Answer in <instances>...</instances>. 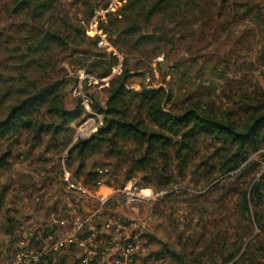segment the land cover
Segmentation results:
<instances>
[{
	"label": "rangeland",
	"instance_id": "obj_1",
	"mask_svg": "<svg viewBox=\"0 0 264 264\" xmlns=\"http://www.w3.org/2000/svg\"><path fill=\"white\" fill-rule=\"evenodd\" d=\"M229 1L230 11L227 5L225 10L221 9L222 0H196L199 11L202 10L204 14L191 20L193 23H184V29L174 27L175 23H166L175 42L168 47L172 54L170 56L166 52L154 56L158 49L153 53V47L143 53L118 49L124 55L123 71H130L131 78L127 81L129 88L140 90L142 85L153 89L173 88L178 96L183 91L197 99L203 97L218 111H225L236 107L232 98L251 93L257 86L264 87V16L240 17L244 16L245 5L264 7V0ZM110 2L56 0L53 12L46 16H54L58 23L45 25L63 31L67 29L70 35L74 30L64 25L62 20L65 19L69 25L82 27L92 11L104 9ZM13 4L14 0H0V74L5 80H10V76L19 79L18 73L23 70L29 78L41 79L42 73L38 69L27 71L24 69L26 64L20 63V56L32 44L28 32L32 23L26 18L29 16L27 12L16 14ZM169 20L174 21L172 18ZM159 21L154 22V28H158ZM127 23L123 24L124 28ZM108 37L116 40L118 35ZM87 41L90 42L89 39ZM98 49L101 48L98 46ZM100 51L107 53L103 49ZM72 52L55 50L50 56L59 68L71 70L70 77L75 79V83L68 87V107L72 108L74 103H78L87 112L84 122L74 128L72 137L75 143L97 132L99 120L92 115L97 113L92 111L90 102L94 98L104 106L109 83L79 70L76 64L71 66L74 60ZM177 64H182L183 71H173V66ZM13 68L21 70L15 71ZM86 102L91 113L84 105ZM10 104L8 101L3 111ZM20 142V147L13 148L11 170L0 177V194L6 193L5 207L0 212V264H10L23 249L33 248L29 242L30 232L47 224L55 203L64 209L60 220L71 216L74 211L82 218L98 212L94 225L101 230L99 235L104 236L97 241L98 246L109 253L100 264H176L169 258H151L154 252L161 250V243L186 256L188 263L199 259L197 264H222L231 253L239 252L238 258L232 262L234 264L250 252L255 260L247 264H264V253L259 249L264 245V231L254 223L255 208L251 206V214L244 216L239 209L242 201L240 191L248 189L252 183L264 182V149L253 154L236 171L226 173L223 163L231 153L224 150L220 141L201 138L194 143L193 152L175 148L174 182L162 189L145 186L143 175L126 182V170L121 160L95 156L89 163L92 167L89 166L87 171H95L100 176L98 182L110 183L115 189L112 199L109 198L103 205L100 200L67 191L61 163L63 156L67 157L66 152L71 144L67 147L58 145L59 149L50 150L45 144L49 143L46 139L42 142L45 145L36 150L33 160H25L23 157L28 150L26 143L30 142L26 136ZM7 147L8 144L0 143V154L6 152ZM17 156L22 158L16 159ZM37 157H43L48 163L36 160ZM75 167L68 168L72 176ZM46 171L49 186L44 189L41 180ZM100 171L108 173L100 174ZM77 179L74 178L80 183ZM129 184L151 189L161 195L156 200L128 205L119 191ZM258 210L264 219V206ZM9 219L17 223L10 224ZM110 219L120 221L121 229L115 226L106 233L105 224ZM115 245L120 249L115 250ZM129 245H134V251L123 257ZM43 247L46 246L43 244ZM86 247L94 251L93 246ZM82 254L80 250H72V256L81 257Z\"/></svg>",
	"mask_w": 264,
	"mask_h": 264
},
{
	"label": "trees",
	"instance_id": "obj_2",
	"mask_svg": "<svg viewBox=\"0 0 264 264\" xmlns=\"http://www.w3.org/2000/svg\"><path fill=\"white\" fill-rule=\"evenodd\" d=\"M55 3L56 0H14L15 13L27 12L29 16L26 18L32 23L28 27L32 44L20 56V63L26 64L24 69L27 71L38 69L42 76L41 79H32L22 70L18 73L19 79L17 76H10V80H5L0 74V143L8 144L7 151L0 154V177L11 170L13 148L22 145L20 139L23 136L30 142L26 143L28 150L23 157L25 160H33L36 150L42 147V142L46 139L49 143L45 144L50 150L59 149L58 145L67 147L71 144L70 150L66 152L67 157L63 156L62 162L64 160L69 169L76 164L74 183L90 190L98 187L100 176L87 169L92 167L89 163L98 155L121 160L126 170V182L143 175L145 186L162 189L174 182L175 148L178 151L193 152L194 143L201 138L220 141L224 150L231 153L223 163L226 173L236 171L253 154L264 149V87L257 86L251 93L239 95L237 99L232 98L236 106L233 109L218 111L203 97L197 99L183 91L178 96L173 88L153 89L144 85L140 90L129 88V70H124L122 75L110 80L104 106L94 98L90 102L92 111L103 117V125L90 138L73 143L74 128L84 122L87 112L78 103H74L72 108L68 107V87L75 83V79L70 77L71 70L59 68L54 63L51 52L73 51L71 56L75 61L71 66L76 64L79 70L100 80L111 77L118 61L112 55L102 53L98 49V40L87 35V26L94 17L95 10L82 27L69 25L65 19L62 20L64 25L74 30L70 35L67 29L63 31L47 28L46 23H58L54 16H46L53 12ZM226 5L230 11V1L222 0L221 9L225 10ZM198 7L196 0H126L121 11L109 15L102 27L110 37L118 35L116 40L109 38L117 49L126 48L130 52L143 53L153 47V53L158 49L154 56L163 52L170 56L172 54L168 47L175 42L166 23H175L174 27L184 29V23H193L191 20L204 14ZM243 8L245 13L240 17L244 19L264 16L263 6L250 7L247 4ZM157 19H160V25L154 28ZM126 21L128 23L124 28ZM181 65H174L173 71H183L184 67ZM8 101L11 104L3 111V106ZM21 158L17 156L16 159ZM42 158L37 157L36 160L48 163V160ZM47 173L48 171L41 180L44 189L49 186L45 178ZM74 178H78L80 183ZM105 184L112 187L110 183ZM240 196L242 201L239 209L242 215L251 214L250 207L253 206L254 223L264 231L263 215L258 210L264 206V182L252 183L248 189L240 191ZM5 202L4 192L0 194V212L4 209ZM15 221L8 220L10 224ZM161 245V250L154 252L151 258H169L176 264H197L199 261L196 259V262L188 263L186 256L172 250L165 243ZM259 249L264 253V245ZM238 255L239 252L231 253L222 264H232ZM254 260L252 253L247 252L234 264H247Z\"/></svg>",
	"mask_w": 264,
	"mask_h": 264
},
{
	"label": "built area",
	"instance_id": "obj_3",
	"mask_svg": "<svg viewBox=\"0 0 264 264\" xmlns=\"http://www.w3.org/2000/svg\"><path fill=\"white\" fill-rule=\"evenodd\" d=\"M126 4V0H111V2L104 8L97 11L92 18L91 22L87 26V35L92 39L98 40V46L105 50L108 54L115 57L118 61L117 66L114 68L111 77L104 79L103 82L109 83L111 79L118 77L123 72L124 64V55L120 50L115 48L110 39L102 27V24L107 21V18L111 14H117L123 6ZM85 107L88 112H90V106L86 102ZM91 113V112H90ZM94 117L99 120V127L103 125V117L99 114H92ZM92 120L95 121V118ZM78 138H76L77 140ZM100 174L108 173V171H100ZM62 178L65 186L71 192H75L79 195L86 196L89 198L96 199L97 194L95 191H92L88 188L77 185L73 182V176L70 170L68 169L65 161L62 162ZM105 183H98V187H102ZM122 193L126 203L132 205L137 202H143L147 200H156L160 197L161 194L154 193L153 190L148 188H140L139 186L129 184L119 191ZM101 203L104 205L109 201L100 199ZM98 212L90 214L84 218L77 215L76 211L73 214L65 219L60 220V218H54L56 223L60 226L62 230H68L70 235L66 237H60L58 239L52 240L50 243H43L41 245H35L31 238L33 237L30 234L29 242L32 244V249H23L22 252L16 255L14 260L10 264H100L104 258L109 254L105 248H100L98 246L99 238H104L103 235H99L101 230L94 225V219ZM115 226L120 230L121 224L117 219H110L109 222L105 224L107 230L113 229ZM87 233L82 237L83 234ZM125 239V237H123ZM86 245H91L94 247V251H89V247ZM115 250H119L120 247L115 245ZM43 247V248H42ZM38 248H41L38 250ZM80 250L83 254L81 257L72 256V250ZM134 251V245H129L125 249V255ZM71 254V255H70ZM1 257V252H0ZM76 258V259H75Z\"/></svg>",
	"mask_w": 264,
	"mask_h": 264
},
{
	"label": "crops",
	"instance_id": "obj_4",
	"mask_svg": "<svg viewBox=\"0 0 264 264\" xmlns=\"http://www.w3.org/2000/svg\"><path fill=\"white\" fill-rule=\"evenodd\" d=\"M66 188H67V186H66ZM67 191H69L68 188H67ZM114 191H115V189L113 187L106 186L105 184L102 187H97L95 189V192L97 194L96 199L97 200H100L103 198L105 200H107V198L112 199ZM109 193H111V194H109ZM117 193H118V190H117ZM74 194H77V193H74ZM68 201H70L69 198H68ZM69 204H71V203H69ZM36 209H39V207H36ZM61 211L63 213L64 209H62V207L58 206L55 203V206L52 208V210L50 211V214H49V216L51 215L50 216L51 219L49 218V220L47 221V224L43 225L40 228H34V230L30 232V234L33 235L32 241H34L33 243L35 245H37V244L41 245L43 243H50L54 239H58L60 237H66L67 235H70L68 230H62L60 228V226L54 220V218L55 219L60 218ZM64 218H67V217H64ZM44 231L46 232V234H45L46 236H44V234H43Z\"/></svg>",
	"mask_w": 264,
	"mask_h": 264
}]
</instances>
